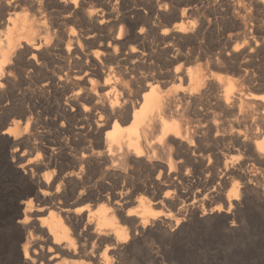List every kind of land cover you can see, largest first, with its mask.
I'll return each instance as SVG.
<instances>
[{
	"label": "bare ground",
	"instance_id": "bare-ground-1",
	"mask_svg": "<svg viewBox=\"0 0 264 264\" xmlns=\"http://www.w3.org/2000/svg\"><path fill=\"white\" fill-rule=\"evenodd\" d=\"M20 64L35 88L5 132L27 118L48 136L31 168L30 264H113L128 229L158 219L199 167L237 175L228 156L241 153L264 165V0H0V91Z\"/></svg>",
	"mask_w": 264,
	"mask_h": 264
},
{
	"label": "rangeland",
	"instance_id": "rangeland-1",
	"mask_svg": "<svg viewBox=\"0 0 264 264\" xmlns=\"http://www.w3.org/2000/svg\"><path fill=\"white\" fill-rule=\"evenodd\" d=\"M213 6V3L207 4L204 14L213 16ZM161 7L165 9V4L162 3ZM169 12L168 9L167 14ZM171 14L170 12L168 16ZM191 32L192 29L189 28L186 34ZM208 32L204 33L206 37L203 35L199 40V45L204 50H211L216 38L215 34ZM13 72L10 87L6 86L5 91H0V264H30L24 250V239L28 234L24 222L25 212H28L27 200L32 196L30 191L36 189L31 178V168L39 159L35 146L46 142L48 136L46 128L34 121L28 123L27 118L19 123L16 135L5 132L13 125V119H19L18 115L13 117L10 114L22 111L23 99L20 95L25 90L28 93L35 88L29 66L17 65ZM76 82L84 84L83 80L78 79ZM226 143L229 144L228 141ZM241 154L228 156L230 160L233 157L231 162L239 170L237 175L224 173L223 167L208 171L205 166H201L198 170L201 176L189 170L188 173L194 175H191V181L180 184L178 189L171 188L172 193L168 191L173 198L166 195L167 190H164L161 196L166 195L173 204L155 206L153 209L159 214L158 219L150 221L147 227L128 229V243L121 242L111 253L113 264H264V165L256 164L247 159L246 154ZM39 157L43 158L41 155ZM228 158L229 166L233 167ZM222 179L228 182L225 184ZM234 184L239 185V200L232 197L231 188ZM133 208L130 213L136 212L137 208ZM44 215L48 216V212ZM178 218L179 225L175 222ZM171 221L173 223L169 224ZM172 229L176 231L173 232ZM38 242L40 241L36 242V246ZM103 247L105 248L102 246L100 252L104 250ZM37 252L45 256L44 263L52 256L46 244L42 249L38 247ZM27 255H33L32 250ZM65 263L86 264V257H68Z\"/></svg>",
	"mask_w": 264,
	"mask_h": 264
},
{
	"label": "snow or ice",
	"instance_id": "snow-or-ice-1",
	"mask_svg": "<svg viewBox=\"0 0 264 264\" xmlns=\"http://www.w3.org/2000/svg\"><path fill=\"white\" fill-rule=\"evenodd\" d=\"M72 3H76V0H72ZM177 70H179V69H177ZM0 86H2V85H0ZM262 99H264V97H262ZM101 119H103V117H101ZM262 150H264V149H262ZM141 155H143V154L141 153ZM234 188H235V192L233 193V195L235 196L236 200H239L241 198L240 195H239V185L238 184L234 185ZM59 190L60 189H57V191H59ZM130 215H132V214L130 213ZM25 223H27V221H25ZM177 223L179 225V222H177ZM144 225H145V227H147L149 225V221L145 220L144 221ZM172 231L175 232L176 229H172ZM129 239H130L129 237H124L122 242L123 243H128Z\"/></svg>",
	"mask_w": 264,
	"mask_h": 264
}]
</instances>
